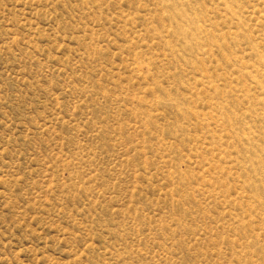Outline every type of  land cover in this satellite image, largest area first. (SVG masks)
<instances>
[{"label": "rangeland", "instance_id": "rangeland-1", "mask_svg": "<svg viewBox=\"0 0 264 264\" xmlns=\"http://www.w3.org/2000/svg\"><path fill=\"white\" fill-rule=\"evenodd\" d=\"M0 264H264V0H0Z\"/></svg>", "mask_w": 264, "mask_h": 264}]
</instances>
